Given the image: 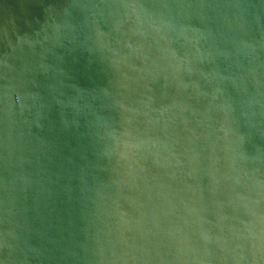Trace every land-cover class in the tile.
<instances>
[{
  "label": "water",
  "instance_id": "95a60500",
  "mask_svg": "<svg viewBox=\"0 0 264 264\" xmlns=\"http://www.w3.org/2000/svg\"><path fill=\"white\" fill-rule=\"evenodd\" d=\"M0 264H264V0H0Z\"/></svg>",
  "mask_w": 264,
  "mask_h": 264
}]
</instances>
